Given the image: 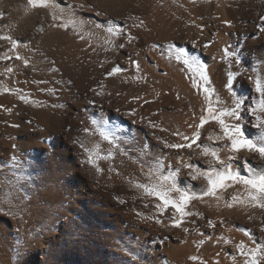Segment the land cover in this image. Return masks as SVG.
<instances>
[{"label": "bare ground", "instance_id": "6f19581e", "mask_svg": "<svg viewBox=\"0 0 264 264\" xmlns=\"http://www.w3.org/2000/svg\"><path fill=\"white\" fill-rule=\"evenodd\" d=\"M151 1L62 0L85 6L76 9L75 29L70 25L66 31L54 26L47 13L36 17L26 12L27 0H0L4 13L0 29L8 32L5 25H13L11 34L23 42L17 53L30 60L28 67L15 59L0 61V72L6 66L14 69L10 75L0 76V88L12 90L0 92V264H197L189 259L193 255L206 264H243L237 244L243 242L246 248L264 244L260 231L264 210L225 206L231 195L243 192L239 185L218 193L219 200L192 201L186 211L193 215L185 218L181 228L144 219L155 210L150 202L148 208L143 206L145 200L134 187L136 182H146L157 158L164 161L161 175L179 166L175 150L163 148L157 137L181 142L172 133L191 135L193 129L188 125L198 123L194 117L207 106L202 89L193 87L182 65L167 58L164 46L175 43L201 59L208 69L210 87L216 90L214 106H218L217 96L231 106L232 94L221 83L228 71L244 72L233 81V92L250 107L258 96L247 77L255 72L264 76V34L258 31L264 0H184L181 16L173 10L175 4L171 8L164 0ZM157 1L167 7L157 11ZM140 21L143 25L135 27ZM108 27L122 28L124 34L110 36ZM128 33L137 37L130 44L125 38ZM121 43L125 47L119 48ZM205 43L210 47L203 48ZM225 48L234 50L242 63L233 61L229 67L223 58ZM6 50L0 46V55ZM134 62L140 64L139 73ZM114 66L123 71L108 77L107 71ZM52 68L59 71L53 73ZM136 76L146 81H137ZM39 81L47 83H35ZM51 88L56 89L55 95L49 94ZM16 89L28 95V103L14 94ZM92 89L103 95H95ZM136 96L142 99L133 102ZM8 108L10 114L5 111ZM130 109L136 110L134 117L127 115ZM101 118L119 132L113 158L99 161L103 171L97 174L83 163L86 155L74 141L106 156L111 146L91 124ZM253 119L245 116L243 124L246 135L254 139ZM150 121L166 131L150 128ZM201 131L198 143L221 146L207 138L219 133L217 125L210 123ZM179 155L184 162L207 170L206 158L195 146ZM220 155L225 158L227 153ZM241 155L253 166L264 163L248 153ZM234 166L246 174L239 161ZM109 168L114 170L109 172ZM177 184L199 192L205 182L191 181L181 168ZM115 197L126 203L119 204ZM5 211L14 215L6 216ZM137 212L142 215L138 217ZM169 217L170 213L163 217L165 224ZM209 220L214 228L208 226Z\"/></svg>", "mask_w": 264, "mask_h": 264}, {"label": "snow or ice", "instance_id": "6c2138e0", "mask_svg": "<svg viewBox=\"0 0 264 264\" xmlns=\"http://www.w3.org/2000/svg\"><path fill=\"white\" fill-rule=\"evenodd\" d=\"M191 3H196V0H190ZM77 7L84 8L83 4L75 5L71 3L64 4L62 0H27L25 11L29 14H34L36 17H40L42 13H47L53 22V25L64 30H68L69 26L77 25V20L75 18V12ZM100 15V13H97ZM4 19V13L0 12V20ZM132 19H135L134 17ZM84 23L83 19L79 21L82 26ZM225 25L231 27L230 22L224 21ZM143 25V21L139 24L134 25L135 27H140ZM9 28L8 32H3L0 29V42H4L6 51L3 55H0V61H11L13 59L17 61H22L24 67L30 65V60L19 55L17 49L23 43L21 40L15 38L12 34V24L5 25ZM39 31H43L41 27ZM258 31L264 34V16H261L260 23L258 25ZM107 33L110 36L123 35V29H116L114 27H108ZM81 35V39H83ZM127 42L130 44L137 37L133 36L131 33L125 36ZM111 43V41H108ZM27 47V45H23ZM119 48L125 47L124 43L118 45ZM153 49L157 45L153 44L151 46ZM167 51V58L169 60H175L177 63L182 65L183 70L187 71L192 80L193 87L202 89L207 102L206 108L202 111L199 117H194L198 119V123L189 124L188 127L192 128L193 131L191 135H186L179 131H175L172 134L177 136L181 142H168L157 137L158 140L163 145L165 149L175 150L176 155L179 157V166L175 167L174 170L169 171L167 175H161L160 172L164 168L163 158H157L155 167L150 170L145 177L146 182H136L134 187L140 191L141 199L145 200L144 207H149V202L154 208V213L151 216H145L144 219L153 220L156 224L162 227L170 226L172 228H181L184 223L185 218L193 215V213L186 211L188 206L192 201L199 200L204 201L206 197H212L216 200L220 199L218 193L221 191H227L229 188H235L237 185L243 188V192H236L231 195L230 200L226 202L225 206L227 208H232L234 205H243L245 207L259 208L264 210V163L253 166L252 162L246 157L242 156L241 153H248L253 157H257L261 162H264V76H261L259 72L248 76L249 82L253 86V91L257 94L258 99L256 102L247 107V101L243 97H237L233 92L235 87L233 81L239 77L245 75L244 72L234 73L232 71L227 72V78L221 83V88H227L228 92L232 94L233 100L231 106H225L220 100L219 96L216 98V105H213L212 96L215 89L210 87L211 80L209 77L208 69L201 62V59L195 55L190 54L189 50L184 47H178L175 43H168L164 46ZM192 47L196 48L197 44L195 41L192 43ZM210 45L205 43L203 48H209ZM223 58L228 61L229 67L233 61L237 64L242 62L234 50L225 48L223 50ZM135 63L136 71L139 73L140 64ZM264 64V61L261 62ZM103 66V65H101ZM255 67V65H253ZM14 71L13 67L6 66L3 72H0V76H7L12 74ZM59 69L52 68L51 72H58ZM123 69L121 67H112L107 71L108 77L116 76L121 73ZM137 81L145 80L146 78L141 76H136L134 78ZM35 83H47L46 81H39ZM103 87V85H101ZM95 95L101 96L103 93L97 89H92ZM0 92H9L12 90L8 88H0ZM49 94L55 95L56 89L51 88L48 90ZM21 101L24 103L29 102L28 95H25L22 90H14ZM111 95V93H109ZM119 95V93H117ZM142 99L139 96L133 97V102ZM35 103V102H34ZM90 104H95V101H89ZM145 104L149 101L145 100ZM9 114L11 109H5ZM119 112V109H117ZM127 115L134 117L136 115L135 109H130ZM245 116L254 118L251 121V125L257 130V135L255 138H249L246 135L243 120ZM214 123L219 128L218 134L208 135V139L213 142H218L221 146L210 147L204 146L198 143L201 140L202 129L206 125ZM91 124L93 130L98 136L111 147L109 148L106 156H101L98 151L87 149L83 143L74 141L78 143L86 155V159L83 163L88 164L92 169L95 170L97 174L102 173L103 169L99 165L101 160H111L113 158L112 149L116 147V141L118 140L117 132L119 128L115 125H109L107 121L103 118L100 120H92ZM13 127H18V125H12ZM149 127L153 129H159L160 131H166V129L160 128L155 123L149 122ZM87 131V130H86ZM193 146L199 149V155L206 158L205 163L207 164V170L202 167H198L194 163L184 162L183 157H180V153L187 149L189 151L193 150ZM99 148V145L96 146ZM226 152L225 158H222L220 153ZM123 155V153H121ZM191 159V157H189ZM13 165L17 163L15 156L11 158ZM239 161L240 168L243 169L246 174H242L234 165ZM169 168H172L169 165ZM181 168L187 170V175L191 181L203 180L205 182L201 191L196 192L192 190H185L178 186L177 179L181 175ZM114 169L109 168L108 171L111 172ZM119 175V173H117ZM119 204H124L126 201L119 197H115ZM166 213H170L169 223L165 224L163 217ZM4 215H14L10 212L5 211ZM136 215L139 217L142 214L137 212ZM251 219V217H250ZM209 227H215L211 220L208 221ZM185 232L188 231L187 228L183 229ZM244 235L251 237L249 231L242 230ZM264 232V226L260 229ZM203 244V241L200 242ZM227 243V241H225ZM236 250L239 252L240 256L244 257L243 264H261L264 261V244L255 246L252 248H246L243 242L236 245ZM20 251L17 250V255L19 256ZM190 260L197 262V264H206V261L202 260L198 256H190ZM235 260V257H233ZM216 264H219L217 261Z\"/></svg>", "mask_w": 264, "mask_h": 264}, {"label": "rangeland", "instance_id": "374dc122", "mask_svg": "<svg viewBox=\"0 0 264 264\" xmlns=\"http://www.w3.org/2000/svg\"><path fill=\"white\" fill-rule=\"evenodd\" d=\"M144 1H146V2H150L151 0H149V1H148V0H144ZM151 2H152V1H151ZM158 2H159V3H158ZM161 2H162V1H161ZM164 2H166L167 4H171V6H170L171 8H172V6H173L174 4L176 5V6L174 5L173 10L178 14L177 16H181V15L184 14V13H183V10L185 9V8L183 7V6H185L184 3H183L184 0H179V1L177 0L176 3H173L172 0H166V1L164 0ZM170 2H171V3H170ZM180 2H181V3H180ZM166 3H163V2H162V4H161L160 1H157V4H156L157 6L155 7L156 10L158 11V9L161 10L162 7H163V8H164V7H167ZM163 4H164L165 6H164ZM178 4H180V5H178ZM161 5H162V6H161ZM181 5H183V6H181ZM176 7H177V8H176ZM182 7H183V8H182ZM174 8H176V9H174ZM160 10H159V11H160ZM176 10H177V11H176ZM180 11H181V12H180ZM178 12H179V13H178ZM182 13H183V14H182ZM183 100H186V98L184 97Z\"/></svg>", "mask_w": 264, "mask_h": 264}]
</instances>
